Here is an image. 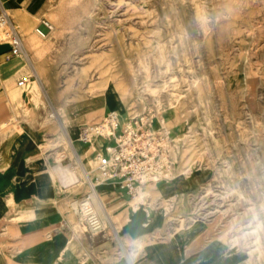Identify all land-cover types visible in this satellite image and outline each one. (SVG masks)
Here are the masks:
<instances>
[{
	"label": "rangeland",
	"instance_id": "obj_1",
	"mask_svg": "<svg viewBox=\"0 0 264 264\" xmlns=\"http://www.w3.org/2000/svg\"><path fill=\"white\" fill-rule=\"evenodd\" d=\"M43 3L38 15L14 14L10 9L43 86L39 97L32 99L37 75L25 67L32 81L17 87L23 96L18 106L23 104L42 130L54 134L42 141L41 148H54L55 159L74 163L80 181L73 189L85 186L82 195L90 192L71 148L70 140L81 141L80 134L64 133L65 139L57 123L65 118L63 109L56 117L50 115L51 90L54 104H75L94 97L104 101L114 89L124 103L114 100L115 110L152 111L171 120L176 104H181L183 113L169 123L177 132L190 130L179 172L192 162L189 174L181 177L202 179L188 190L190 194L170 200L141 189L137 202L144 204L151 196L150 206L164 209L168 233L176 230L174 238L200 232L201 241H208V253L227 251L230 261L235 256L243 264H264V0ZM38 26L49 35L40 36ZM94 108L82 125L103 117V103ZM89 163L95 177L96 162L90 157ZM77 199L75 224L90 233L105 227L112 235L104 217L94 228L87 216L79 215L83 210ZM104 199L121 229L125 212L134 203L120 193ZM163 235L158 232L156 238ZM143 245L139 242L138 251ZM122 250L123 246L121 254Z\"/></svg>",
	"mask_w": 264,
	"mask_h": 264
},
{
	"label": "crops",
	"instance_id": "obj_2",
	"mask_svg": "<svg viewBox=\"0 0 264 264\" xmlns=\"http://www.w3.org/2000/svg\"><path fill=\"white\" fill-rule=\"evenodd\" d=\"M2 1L14 14L38 15L44 7L43 0ZM9 48V44H0V264H243V259L235 256L230 261L227 251L208 253V241H201L200 232L183 233L180 239L174 238L176 230L168 233L164 209L150 206L151 196L144 204H139L136 197L112 181L97 185L99 203L113 222L105 220L112 235L105 227L95 233L78 227L74 221L73 200L78 198V203L85 186L80 191L73 189L80 176L75 178L71 174L74 163L70 159L59 162L55 159L54 148H41L42 141L54 134L42 130L34 117L26 114L23 104L18 106L23 96L17 92L16 80L25 67L33 70L32 57L26 48L29 63L19 56L8 58ZM33 71L37 75L34 81L38 88L30 94L32 99L39 97L43 89L40 71L35 66ZM52 93L51 90L50 113L63 109L65 118L62 122L57 119V123L67 135L80 133V126L94 107L103 103V115L115 110L114 100L119 97L113 89L101 102L94 97L75 104H54ZM61 95L59 92L55 96ZM121 104L124 105L122 101ZM80 106L83 111L79 114L76 109ZM121 113L125 116L126 111ZM165 118L171 125V118L167 115ZM70 141L71 148L78 150L77 154L91 147L88 157L96 162L95 150L102 148L104 138L98 136L92 144ZM88 171L92 177V170ZM183 174L178 171L172 180L149 183L142 190L157 192L158 197L166 200L177 194H190L188 190H194L202 177L194 176L189 180L187 176L181 177ZM85 179L87 181V176ZM117 193L134 203L125 212L121 229L115 224L104 199V196L113 199ZM158 232L164 233L162 238H156ZM139 242L144 244L140 251ZM120 245L123 254L119 251Z\"/></svg>",
	"mask_w": 264,
	"mask_h": 264
},
{
	"label": "built area",
	"instance_id": "obj_3",
	"mask_svg": "<svg viewBox=\"0 0 264 264\" xmlns=\"http://www.w3.org/2000/svg\"><path fill=\"white\" fill-rule=\"evenodd\" d=\"M42 23L48 25L45 20ZM4 43L10 46L8 58L19 56L27 62L24 40L9 9L0 0V44ZM31 81L32 73L28 71L16 80L21 87H27ZM98 136L104 138V143L95 150L98 175L93 179L89 176L90 182L94 185L112 181L136 198L145 185L173 179L185 161L187 137H191L190 130L174 131L163 113L143 111L123 116L116 110L80 127L83 142L92 144Z\"/></svg>",
	"mask_w": 264,
	"mask_h": 264
},
{
	"label": "bare ground",
	"instance_id": "obj_4",
	"mask_svg": "<svg viewBox=\"0 0 264 264\" xmlns=\"http://www.w3.org/2000/svg\"><path fill=\"white\" fill-rule=\"evenodd\" d=\"M43 21V20H42ZM47 24L49 25V22H47ZM36 31L39 35L41 36H44V37H47L49 35V33H46L43 28L41 27H36ZM26 49V48H25ZM27 59H29V55L27 57ZM29 63V62H28ZM36 74V73H35ZM113 91V90H112ZM112 91H108V93L106 95H111L110 93H112ZM115 94V93H114ZM117 97V100L118 102L120 103L122 101V99H120L118 96ZM116 100V99H115ZM182 105L181 104H176L175 106V113H174V117L172 118V120L170 119L169 123H173L174 124V119L175 120H178L177 117L183 113V108L181 107ZM117 111V110H116ZM124 111V110H123ZM180 113V114H179ZM56 114H57V110H53L50 115L52 117H56ZM179 118V117H178ZM174 121V122H173ZM179 121H176V123H178ZM176 125V124H175ZM171 127V126H170ZM80 134V133H79ZM67 135V134H66ZM64 137L66 139V136L64 134ZM82 141V140H81ZM78 149V148H77ZM91 147L88 149L86 148V152H81L80 153H76L77 151L73 150L72 153H75L76 155V161H77V164L78 166L80 167V169L82 170V173L83 175L86 177L87 176V181L89 183V187H90V192H87L86 194H84L78 201V205L79 207L83 208V213L79 212L81 217L82 216H87V221L94 226V228H97L98 227V224L97 225H94V221H99L101 222V218L100 216H102V218L104 217L105 220H109L111 223L112 220L110 219L105 207H103L102 205H100L99 203V195H98V191H97V185L99 183H96L94 185H92V183L90 182L89 180V176H90V173L88 170L91 171L90 169V158L88 157L90 151H91ZM193 166V163L192 162H187V165L186 167L182 170L183 172L182 173H185V174H189V170H191L190 168ZM86 167V168H85ZM71 174L73 175V177L77 178V175L78 172L77 170L75 169V166L73 168V171L71 172ZM91 177V176H90ZM93 179V178H92ZM99 203V207L97 206ZM101 207V208H100ZM96 224V223H95Z\"/></svg>",
	"mask_w": 264,
	"mask_h": 264
}]
</instances>
